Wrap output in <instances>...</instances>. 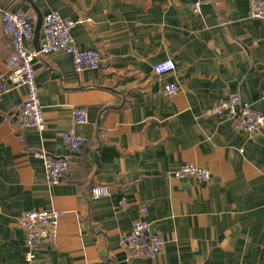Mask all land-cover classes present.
<instances>
[{
  "label": "crops",
  "instance_id": "1",
  "mask_svg": "<svg viewBox=\"0 0 264 264\" xmlns=\"http://www.w3.org/2000/svg\"><path fill=\"white\" fill-rule=\"evenodd\" d=\"M194 1L0 0V74L14 58L4 10L36 21L57 11L77 22L78 48L103 55L84 72L62 51L35 61L44 130L17 121L25 87L0 95V264H264V129L252 138L232 117L206 115L233 95L264 113V20L251 17L252 0H201V13ZM167 59L176 69L157 74ZM170 82L178 90L167 97ZM79 106L83 124L73 122ZM71 128L85 138L76 154L63 140ZM41 150L70 156L60 183H49ZM185 162L211 180L174 176ZM95 183L110 195L94 198ZM40 209L62 214L54 247L29 263L20 217ZM139 218L165 238L155 258L126 246Z\"/></svg>",
  "mask_w": 264,
  "mask_h": 264
},
{
  "label": "built area",
  "instance_id": "2",
  "mask_svg": "<svg viewBox=\"0 0 264 264\" xmlns=\"http://www.w3.org/2000/svg\"><path fill=\"white\" fill-rule=\"evenodd\" d=\"M202 2L195 0L192 4L195 13H201ZM250 15L254 19L264 20V0H252ZM3 29L12 38L14 58L10 73L0 74V95L14 88L25 87L26 99L17 106V121L22 126L44 130L46 127L44 106L37 83L35 61L51 52L62 51L72 57L76 72L99 69L103 63V55L98 49H80L76 46L72 34L77 22L62 16L57 11L45 14L42 25V41L38 48L30 46L35 34L36 17L31 12L22 10H4L2 12ZM176 64L167 59L155 65L157 74L172 72ZM178 90L177 83L170 82L164 86L165 96ZM206 115L230 116L233 118L234 129L244 132L252 138L257 137L264 129V113L249 103L243 102L238 95L219 98L216 106L206 111ZM73 122L83 124L88 121L87 109L74 107ZM64 145L72 154L79 153L85 138L71 128L64 133ZM37 156L43 161L47 179L50 184L60 183L67 175L71 166L70 156L55 157L41 150ZM178 178H194L199 184H207L211 180L208 168L192 162H185L172 170ZM111 188L108 184L95 183L91 187L94 198L108 196ZM124 201H122V204ZM146 208L141 209L144 214ZM61 212L54 209L28 210L22 213L20 223L24 231L25 259L33 263L37 251L41 247L52 248L56 243L59 218ZM126 246L137 256L157 257L163 250L165 238L161 234L151 233L149 223L137 219L125 238Z\"/></svg>",
  "mask_w": 264,
  "mask_h": 264
},
{
  "label": "water",
  "instance_id": "3",
  "mask_svg": "<svg viewBox=\"0 0 264 264\" xmlns=\"http://www.w3.org/2000/svg\"><path fill=\"white\" fill-rule=\"evenodd\" d=\"M43 16L41 14H39V17L36 21V25H35V34H34V44L36 45V48H38V44H39V39L41 36V29H42V25H43ZM151 233H155L153 232V230L150 228Z\"/></svg>",
  "mask_w": 264,
  "mask_h": 264
},
{
  "label": "trees",
  "instance_id": "4",
  "mask_svg": "<svg viewBox=\"0 0 264 264\" xmlns=\"http://www.w3.org/2000/svg\"><path fill=\"white\" fill-rule=\"evenodd\" d=\"M34 15V14H33ZM35 16V15H34ZM35 25H36V21H35ZM41 36H42V29H41ZM81 152V151H80Z\"/></svg>",
  "mask_w": 264,
  "mask_h": 264
}]
</instances>
